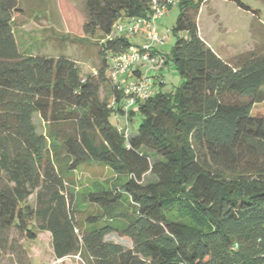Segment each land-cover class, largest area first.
Here are the masks:
<instances>
[{"label": "trees", "instance_id": "trees-1", "mask_svg": "<svg viewBox=\"0 0 264 264\" xmlns=\"http://www.w3.org/2000/svg\"><path fill=\"white\" fill-rule=\"evenodd\" d=\"M203 2L177 4L169 56L179 85L162 90V67L154 93L125 110L108 55L132 45L113 28L148 17L149 0H84L83 32L104 35L86 77L67 56L22 53L12 30L22 9L0 0V253L11 230L28 239L47 231L55 258L78 254L87 264H264V114L252 112L264 100V50L217 55L198 33ZM112 112L126 121L138 114L135 134L114 126ZM59 163L114 173L110 186L84 193L83 223ZM111 232L131 245L105 240Z\"/></svg>", "mask_w": 264, "mask_h": 264}, {"label": "rangeland", "instance_id": "rangeland-1", "mask_svg": "<svg viewBox=\"0 0 264 264\" xmlns=\"http://www.w3.org/2000/svg\"><path fill=\"white\" fill-rule=\"evenodd\" d=\"M22 9L21 15L12 22V30L20 51L27 55H43L48 57L67 56L76 62L82 77L96 72L100 64L99 42L104 35L98 30L83 32L86 15L84 0H17ZM251 9L244 10L230 0H204L196 17L199 35L223 59L231 60L242 51L255 49L264 50V0H242ZM179 7L173 5L166 10L157 21L159 35L165 36L162 44H156V50L163 53L167 62L163 65L162 90L171 92L179 85L181 78L170 59V50L175 42L172 28L176 22ZM117 24L124 26L131 22L120 18ZM113 32L127 37L132 46H142L145 43L141 32L127 34ZM180 36H186L181 32ZM111 55H108L110 57ZM109 86L106 84L100 90V96L107 95ZM264 91V88H263ZM253 113L264 114V100L252 107ZM114 126L123 131L125 136L136 132L139 122L138 114L126 121L122 114L112 112L109 116ZM32 120L38 132H46V127L37 113ZM151 159L156 153L143 150ZM57 169L62 174L69 191L72 193L77 207L85 212L80 214V220L87 212L84 193L94 188V183L110 186L114 183V173L107 165L91 163L82 164L76 170L67 172L66 164L59 163ZM152 178L147 174L144 180ZM36 191L29 197L30 204L35 203ZM9 244L0 253V264H55L52 253L51 237L47 231H37L35 239L24 238L17 231L9 233ZM105 240L119 242L130 246L128 238L118 232H111ZM80 257V256H79ZM67 258L60 264H87L80 257Z\"/></svg>", "mask_w": 264, "mask_h": 264}, {"label": "built area", "instance_id": "built-area-1", "mask_svg": "<svg viewBox=\"0 0 264 264\" xmlns=\"http://www.w3.org/2000/svg\"><path fill=\"white\" fill-rule=\"evenodd\" d=\"M181 0H149L150 14L148 17H136L129 21L130 25L116 24L117 32L138 34L144 38L145 43L130 46L129 49L109 57V76L117 90H122L124 109L134 106L152 95L155 91V77L164 65V57L156 50V44H162L165 36L157 31L156 21L164 15L166 10L177 5ZM113 100L110 104H112ZM67 258L82 261L79 255H68L55 258V264L62 263ZM84 264V263H83Z\"/></svg>", "mask_w": 264, "mask_h": 264}, {"label": "crops", "instance_id": "crops-1", "mask_svg": "<svg viewBox=\"0 0 264 264\" xmlns=\"http://www.w3.org/2000/svg\"><path fill=\"white\" fill-rule=\"evenodd\" d=\"M199 33V32H198ZM200 36V35H199ZM200 38L206 43V41L200 36ZM207 45L209 46V44L207 43ZM210 47V46H209ZM212 50H213V48L212 47H210ZM214 51V50H213ZM215 52V51H214ZM216 53V52H215ZM217 54V53H216ZM218 55V54H217ZM161 72V74H162V71H160ZM161 78H162V80L164 79L163 78V74H162V76H161Z\"/></svg>", "mask_w": 264, "mask_h": 264}]
</instances>
